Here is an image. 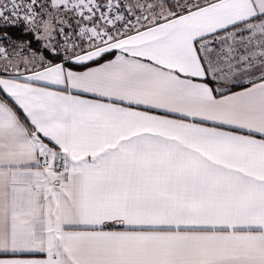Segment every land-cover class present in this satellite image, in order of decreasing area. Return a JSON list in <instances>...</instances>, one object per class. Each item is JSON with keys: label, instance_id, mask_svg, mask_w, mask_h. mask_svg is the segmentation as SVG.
I'll return each mask as SVG.
<instances>
[{"label": "snow or ice", "instance_id": "6c2138e0", "mask_svg": "<svg viewBox=\"0 0 264 264\" xmlns=\"http://www.w3.org/2000/svg\"><path fill=\"white\" fill-rule=\"evenodd\" d=\"M0 264H264V0H0Z\"/></svg>", "mask_w": 264, "mask_h": 264}]
</instances>
